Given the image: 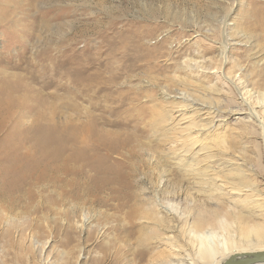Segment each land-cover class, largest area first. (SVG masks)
<instances>
[{"label":"rangeland","instance_id":"obj_1","mask_svg":"<svg viewBox=\"0 0 264 264\" xmlns=\"http://www.w3.org/2000/svg\"><path fill=\"white\" fill-rule=\"evenodd\" d=\"M87 61L101 72L88 90ZM6 99L35 111L0 129V186L20 199L14 213L0 202V264H159L179 252L193 217L240 212L234 196L209 195L183 171L172 130L180 120L207 125L213 157L198 153V171H246L262 204L243 209L264 221V0H0V105ZM82 139L114 150L85 152ZM65 157L84 171L68 186L28 179ZM93 157L126 180L101 183ZM222 231L209 229L235 236L232 222ZM152 232L164 240L147 239Z\"/></svg>","mask_w":264,"mask_h":264},{"label":"bare ground","instance_id":"obj_2","mask_svg":"<svg viewBox=\"0 0 264 264\" xmlns=\"http://www.w3.org/2000/svg\"><path fill=\"white\" fill-rule=\"evenodd\" d=\"M59 65L65 68L64 66H66L67 63H65V61H62L59 63ZM91 67L95 69V71L92 73L89 72L90 62L88 61L85 62L83 66V74H84L83 86L87 90L98 86L97 81L100 79V76H101V72L99 70L100 66L98 65V63L92 64ZM54 74H56V72H54ZM111 78H113L112 72L108 79H111ZM7 99L5 100L6 102L3 105H0V129H2L1 127L3 126V124L5 125L6 123H13V122L15 123L19 121L21 122V120H23V118H25L27 114L35 111V109L32 106H26L22 103L10 102L9 100L7 101ZM182 109L186 110L184 107L180 108V110ZM209 115L210 114H207V116ZM181 116H182L181 118H183V116H185V112H181ZM51 119H52L51 117L49 116L47 117L43 115L38 117V120L40 121L45 120L49 122L53 120ZM186 119L184 118L183 120H186ZM180 121H178V124L172 130L177 132V136H175V138L178 142V152L182 159L181 163H184L182 164L183 171L185 173H188L189 175H193L194 178L197 177L198 180H195L196 182H201L202 185H207L210 191L209 195L213 196V193L215 194L217 191L222 190L224 191V194L222 195L228 194V195L234 196L233 200L237 204H240L242 206V209L240 212L238 211L239 213L237 212L234 214H231L229 212H225V213L223 212V215H222L223 220L218 221L219 215H220L219 212H209L205 210V212H202L198 214L197 216L193 217L194 215L192 214V212L188 209V206L186 205L187 207L186 206L183 207L182 212L185 214L186 219L190 216L193 217L192 225L191 227H189L187 234L186 232H183L182 235L180 234L181 235L180 245L178 246L180 248L179 252L174 253V251L171 252L170 250L171 253L170 252L167 253V258H165L163 262L159 264H173V261L171 260V258H174V257H178L179 261H183L182 264H221L228 257L234 254H239L242 252L264 250V221L262 220V222H255L254 219L256 217L258 218V216L257 215H247L243 209V206L246 205L247 203H251V201L256 203L257 206H261L262 204L260 200L259 201L255 200L256 195L252 193V188L255 190L254 188L255 186L253 185V182H248L249 175L246 173V171H244L243 169L241 170L238 167L236 168L233 167L232 169H229L227 174H224L223 172L222 175H217L216 177L220 179H216V177H212L208 173L207 168H204L202 173H200L196 167L198 163H195V165L193 164L195 157L198 158V155H199L198 153H200L201 151H204L205 153H203L202 155L204 159H210L213 157V154L210 152V149H209L210 147L208 143L209 137L207 134L202 135V129H204L207 125L198 124L197 121H195L194 119L187 120L186 122L183 121L184 123L182 122V120ZM209 122L206 124H209ZM64 141H65V145L67 146H69L71 143V141L68 142L67 139H64ZM81 143L82 145L85 146V152L96 150L98 148L105 150L107 153H112L114 150L112 146L108 145L105 141H102V140H99L95 144L90 145L88 144L87 140L85 141L84 139H82ZM62 144L64 143L62 142ZM75 144L76 143L74 141V146ZM65 147L66 146H64V148ZM81 148L83 149V147ZM5 153H4V156L7 155ZM24 157L25 156L23 155V158ZM70 158H66V157L64 159L62 158L64 162V167L51 166L50 169L41 168V171L42 169L45 171L44 174H40L41 173L40 171V173L39 174L36 173L37 175L35 176V172H34V175L32 174L33 172L32 173L28 172L31 174V176L28 179L31 180V179H39L41 177H46L44 179H47L49 183L55 184L58 182H62V184L68 186V184L70 183L69 181H71L69 180V178H71L70 177L71 174L78 176L84 173L83 169L76 170L73 168L72 164L74 161L70 160ZM18 163L16 162V164ZM21 164L23 166V163ZM105 164H106V161L104 160L101 161L97 159L96 157L90 158L87 161V165L94 167L96 172L102 176L101 183H105V184L121 183V179L126 180V174H124L123 172L116 171L113 168L110 171L105 166ZM9 165H8V169L11 170L9 168ZM19 166H20V163L16 167L20 168ZM27 166L25 165V171H26ZM10 167H12V165ZM16 167H15V170H18L16 169ZM44 167H46V163ZM15 170L14 172H16ZM48 172L50 174H47ZM4 177L6 178V176ZM1 178L2 177H0V179ZM1 180L3 181V179ZM248 184H250L251 186H249ZM1 187L2 186H0V188ZM244 188H249L250 191L248 193H245L243 191ZM1 189L2 190H0V202L4 200L6 209L10 213H14L16 211V208L20 205V199L17 195H16L17 197H15L13 193L20 191V189L19 190L17 189L14 192H9L13 194L15 198H11L9 195L7 196L6 193L8 190L5 191L4 187H2ZM148 203L152 204V200L148 201ZM136 210L139 212H142L140 208H136ZM152 219H153V223L155 224L159 221V220H155L154 217ZM230 222H232L235 226V236L232 238L226 237V239H218L212 235V232H209V229H213V230L220 229V230L226 231L228 226L230 225ZM181 227L185 229L184 228L185 225ZM129 228L131 230L133 229V226H130ZM136 230L137 229H133V231H136ZM130 233H134V232H130ZM152 233H153V236L147 237V239H156L160 237V234L158 232H152ZM159 240L162 241L164 239H161L160 237Z\"/></svg>","mask_w":264,"mask_h":264},{"label":"water","instance_id":"obj_3","mask_svg":"<svg viewBox=\"0 0 264 264\" xmlns=\"http://www.w3.org/2000/svg\"><path fill=\"white\" fill-rule=\"evenodd\" d=\"M221 264H264V250L234 254Z\"/></svg>","mask_w":264,"mask_h":264}]
</instances>
